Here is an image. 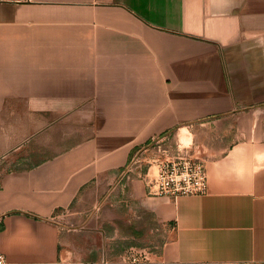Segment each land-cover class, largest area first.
Here are the masks:
<instances>
[{
	"label": "crops",
	"instance_id": "crops-1",
	"mask_svg": "<svg viewBox=\"0 0 264 264\" xmlns=\"http://www.w3.org/2000/svg\"><path fill=\"white\" fill-rule=\"evenodd\" d=\"M177 155L206 194L148 193ZM131 246L264 264V0H0V252Z\"/></svg>",
	"mask_w": 264,
	"mask_h": 264
},
{
	"label": "built area",
	"instance_id": "built-area-1",
	"mask_svg": "<svg viewBox=\"0 0 264 264\" xmlns=\"http://www.w3.org/2000/svg\"><path fill=\"white\" fill-rule=\"evenodd\" d=\"M136 159L121 173L120 179L128 177ZM148 193L165 195L174 199L184 195H202L209 190L206 165L199 158L188 155L163 157L158 162L155 176L148 172L144 176ZM155 253L148 248L131 246L117 255L103 254L97 259H82L60 256L55 264H149L154 262ZM0 264H10L6 255L0 252Z\"/></svg>",
	"mask_w": 264,
	"mask_h": 264
},
{
	"label": "rangeland",
	"instance_id": "rangeland-1",
	"mask_svg": "<svg viewBox=\"0 0 264 264\" xmlns=\"http://www.w3.org/2000/svg\"><path fill=\"white\" fill-rule=\"evenodd\" d=\"M49 139L51 140V142H53L54 139H55V137H54V136H51ZM140 248H148L150 251H153V250H152L151 248H149V247H140ZM153 252H154V251H153Z\"/></svg>",
	"mask_w": 264,
	"mask_h": 264
}]
</instances>
